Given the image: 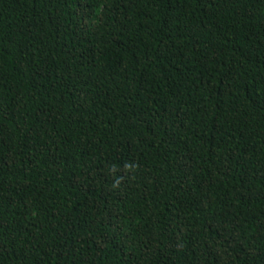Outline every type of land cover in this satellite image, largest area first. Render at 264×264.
Wrapping results in <instances>:
<instances>
[{
    "label": "trees",
    "instance_id": "obj_1",
    "mask_svg": "<svg viewBox=\"0 0 264 264\" xmlns=\"http://www.w3.org/2000/svg\"><path fill=\"white\" fill-rule=\"evenodd\" d=\"M0 264H264V0H0Z\"/></svg>",
    "mask_w": 264,
    "mask_h": 264
}]
</instances>
